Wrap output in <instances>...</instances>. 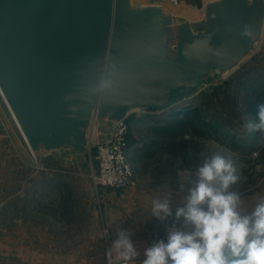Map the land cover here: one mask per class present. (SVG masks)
<instances>
[{
  "label": "water",
  "instance_id": "water-1",
  "mask_svg": "<svg viewBox=\"0 0 264 264\" xmlns=\"http://www.w3.org/2000/svg\"><path fill=\"white\" fill-rule=\"evenodd\" d=\"M264 30V0H210L200 20L132 0H0V93L35 154L73 164L93 120L168 109L224 79Z\"/></svg>",
  "mask_w": 264,
  "mask_h": 264
},
{
  "label": "crops",
  "instance_id": "crops-1",
  "mask_svg": "<svg viewBox=\"0 0 264 264\" xmlns=\"http://www.w3.org/2000/svg\"><path fill=\"white\" fill-rule=\"evenodd\" d=\"M201 1V8L195 6L190 9L191 5L182 3L174 10H168L176 16L200 20L210 0ZM259 43L258 50L262 53L264 30ZM128 117L127 155L134 169L136 184L107 191L100 209L86 218V233L91 241L84 242L85 264H105L106 236L116 240L117 232L124 230L130 233V238L141 235L152 238L155 233L183 218L176 217V210L184 206L188 188L196 180L188 172L199 165L196 154L200 145L191 134L172 136L167 123L176 115L153 108L135 111ZM31 157L27 142L0 93V264H77L74 255L65 261L53 251H45L44 242H37V239L27 242L28 230L34 224L37 226V222L27 217L29 214L45 215L37 193L29 194L28 190L29 167L38 168ZM34 181L36 187L42 186L41 172L35 170ZM53 184L57 186V183ZM86 184L90 189L91 182ZM88 193L91 195V191ZM238 194L241 215H250L264 201V189ZM165 199L169 201L172 215L161 221L153 216L152 206L154 200ZM49 216L53 221L54 218L59 220L53 213ZM103 220L108 228L106 236L102 229Z\"/></svg>",
  "mask_w": 264,
  "mask_h": 264
},
{
  "label": "rangeland",
  "instance_id": "rangeland-1",
  "mask_svg": "<svg viewBox=\"0 0 264 264\" xmlns=\"http://www.w3.org/2000/svg\"><path fill=\"white\" fill-rule=\"evenodd\" d=\"M132 1L134 4H160L173 10L182 3L191 5L190 9L202 6L201 0H180L178 5H172L167 0ZM258 44L256 49L246 56L229 76L221 79L211 74L208 79L201 82L197 93L182 99L168 109H162L169 115L176 116H188L193 109H197L207 121L212 123L213 128L233 134L246 146V149L238 151L220 141L193 136L200 145V151L196 154L199 165L204 159L215 154L232 160L238 180L231 185L229 191L237 193L264 189V160L260 159L261 157L258 158L264 148V134L259 131H250L247 127L250 122H258V115L255 116L249 111L247 101L249 99L255 101L260 94L264 96V52L260 53V43ZM253 139H255V146L249 147ZM67 156V151H64L61 157H54L47 152L39 153L37 161L31 157V160L38 164V168L29 167L28 190L29 194L37 193L38 200L44 206L45 215L29 214L27 218L37 222V226L34 224L32 229L28 230L27 242H35L37 239V242H44L45 251H53L62 260L68 261V256L71 259L74 255L77 264H85L84 242L91 241L86 233L85 222L89 214L97 211L93 207L97 205L98 200L90 177L91 166L87 155L80 157L78 162L73 164L66 163ZM196 168L189 169L188 174L191 177H196ZM35 170L42 174V186L35 185ZM58 178L64 180L71 188L70 205L74 218L70 222L55 218L53 221L49 216L55 213V211L52 212V208L58 206L63 198L59 186L53 184H56L54 181ZM88 181L91 182L90 189L86 184ZM88 191H91V195ZM56 213L58 216V212Z\"/></svg>",
  "mask_w": 264,
  "mask_h": 264
},
{
  "label": "clouds",
  "instance_id": "clouds-1",
  "mask_svg": "<svg viewBox=\"0 0 264 264\" xmlns=\"http://www.w3.org/2000/svg\"><path fill=\"white\" fill-rule=\"evenodd\" d=\"M247 127L264 134V104L259 106L258 122ZM237 180L231 159L220 154L204 159L184 206L176 210L184 229L173 227L166 241L147 248L143 264H264V201L250 215H241L240 195L229 191ZM152 214L161 221L171 216L169 201L154 200ZM113 247L125 261L138 255L124 230L117 232Z\"/></svg>",
  "mask_w": 264,
  "mask_h": 264
},
{
  "label": "built area",
  "instance_id": "built-area-1",
  "mask_svg": "<svg viewBox=\"0 0 264 264\" xmlns=\"http://www.w3.org/2000/svg\"><path fill=\"white\" fill-rule=\"evenodd\" d=\"M172 5H178L180 0H167ZM130 131L129 117L114 121L107 132L97 130L93 120L88 132L87 158L91 166L90 177L97 196V205L93 209H100L107 191L122 189L136 184L134 169L128 159L127 150L129 146L128 134ZM30 150V148H29ZM31 156L37 161V155L30 150ZM43 168V165H40ZM184 229V220L163 228L152 238L146 236L132 237L131 240L138 255L132 261H125L119 252L113 247L115 239L108 238V228L103 220L102 229L106 236L104 245L105 264H143L146 258L145 250L159 240L167 239V233L172 228Z\"/></svg>",
  "mask_w": 264,
  "mask_h": 264
},
{
  "label": "trees",
  "instance_id": "trees-1",
  "mask_svg": "<svg viewBox=\"0 0 264 264\" xmlns=\"http://www.w3.org/2000/svg\"><path fill=\"white\" fill-rule=\"evenodd\" d=\"M247 102L249 104V111L253 115L257 116L259 106L264 104V96L260 94L257 96L255 101H251L249 99ZM167 127L170 130L172 136L187 133L191 134L192 136L197 135L206 138H215L233 150L242 151L246 149V146L239 142L233 134H227L220 131L219 129L213 128L212 123L207 121L197 109H193L191 114L188 116L175 117L172 121L167 123ZM253 146H255V139L249 143V147ZM258 158L264 160V148L261 150V154ZM56 183L62 191L63 198L58 206L52 208V212L55 211V213H53L54 216H56V212H58L59 220L70 222L73 219V213L70 205L72 193L71 188L64 180L60 178L56 179Z\"/></svg>",
  "mask_w": 264,
  "mask_h": 264
}]
</instances>
